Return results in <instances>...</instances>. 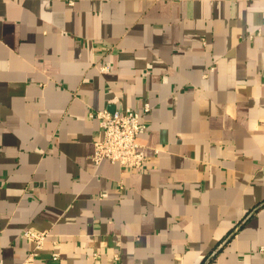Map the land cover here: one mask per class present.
Returning a JSON list of instances; mask_svg holds the SVG:
<instances>
[{"label": "crops", "instance_id": "1", "mask_svg": "<svg viewBox=\"0 0 264 264\" xmlns=\"http://www.w3.org/2000/svg\"><path fill=\"white\" fill-rule=\"evenodd\" d=\"M145 104L148 166H96L94 114ZM28 229L35 264H264V0H0V264Z\"/></svg>", "mask_w": 264, "mask_h": 264}, {"label": "built area", "instance_id": "2", "mask_svg": "<svg viewBox=\"0 0 264 264\" xmlns=\"http://www.w3.org/2000/svg\"><path fill=\"white\" fill-rule=\"evenodd\" d=\"M254 34H250L252 37ZM108 66H101L102 71H107ZM151 110L149 104H145L144 111L139 112L130 107L122 110L111 111L103 109L94 115L99 118L102 138L94 142V152L91 156L96 166L104 160L119 164L126 169H145L150 160L143 146L138 142V136L147 128L143 117ZM25 237L33 243V248L28 253L22 264H35L37 251L43 248L49 232L28 229ZM264 251V246L261 247ZM58 252L52 254V259H59Z\"/></svg>", "mask_w": 264, "mask_h": 264}]
</instances>
